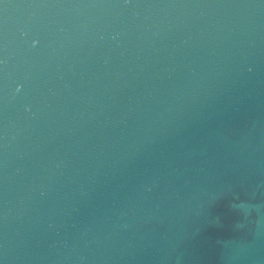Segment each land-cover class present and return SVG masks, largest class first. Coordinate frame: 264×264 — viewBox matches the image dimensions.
<instances>
[{"label": "water", "instance_id": "obj_1", "mask_svg": "<svg viewBox=\"0 0 264 264\" xmlns=\"http://www.w3.org/2000/svg\"><path fill=\"white\" fill-rule=\"evenodd\" d=\"M0 264H264V0H0Z\"/></svg>", "mask_w": 264, "mask_h": 264}]
</instances>
